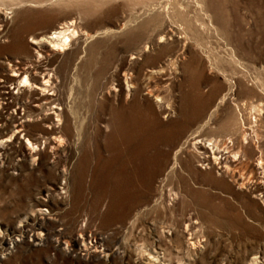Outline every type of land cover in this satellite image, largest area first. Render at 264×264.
Here are the masks:
<instances>
[{
	"label": "rangeland",
	"instance_id": "obj_1",
	"mask_svg": "<svg viewBox=\"0 0 264 264\" xmlns=\"http://www.w3.org/2000/svg\"><path fill=\"white\" fill-rule=\"evenodd\" d=\"M0 14L12 30L0 37V64L19 55L4 49L10 41L65 17L83 30L60 68L68 159L21 170L14 152L0 160V264H264L262 204L200 167L193 147L222 150L242 136L254 163L264 160V0H0ZM167 29L174 40L159 44ZM165 61L167 84L147 73ZM155 84L168 112L146 94ZM65 163L44 240L22 238ZM250 169L239 174L256 181Z\"/></svg>",
	"mask_w": 264,
	"mask_h": 264
},
{
	"label": "bare ground",
	"instance_id": "obj_2",
	"mask_svg": "<svg viewBox=\"0 0 264 264\" xmlns=\"http://www.w3.org/2000/svg\"><path fill=\"white\" fill-rule=\"evenodd\" d=\"M11 31L10 22L0 14V37L9 38ZM82 33L81 26L73 17H65L50 30L32 36L31 41L12 40L4 47L7 50H16L19 55L20 51L23 53L30 51V55L20 58L19 55L5 54L0 64V160L3 165L8 163L5 154L9 152H14L20 157L22 161L20 170L25 166L34 169L38 165L53 168L57 157L68 159L70 146L65 142V138L70 118L63 91L65 77L60 68L62 56L67 54L72 43L81 39ZM173 37L174 33L167 29L162 33L158 43L161 44L168 39L174 40ZM132 60L135 62V58ZM171 63L172 61L162 62L157 67L150 68L147 73L150 77L167 84L171 79H167L166 72L170 71ZM134 86L130 85L129 88ZM146 91L160 110L165 112L170 110L171 106L164 104V88L155 84ZM32 92L35 93L33 96ZM207 143L209 142L198 139L193 144L199 153V166L211 167L217 174L229 179L237 192L255 203H261L264 208V160L259 157L254 163L256 149L250 145L248 138L237 136L228 145L224 142L226 146L222 150L215 144L216 142L210 145ZM18 144L20 148L16 146ZM42 146L49 150L47 155L42 151ZM66 165L65 163L62 166L53 183L38 194L35 209L29 216L35 225L30 230L25 226L21 230L24 234L22 238H30L36 244L44 240L43 225L50 218L45 210L51 207L58 196V189H65L60 181L67 179ZM250 165L256 172V181H251V175L247 173L239 174L241 167L248 169ZM251 169V172L248 170L250 174ZM80 232L84 237L83 242L88 239L92 241L91 237L85 239L83 229H80ZM73 242L78 244L79 240L73 238ZM190 245L195 248L194 243L191 242ZM94 247L98 249L97 245ZM81 249L88 254L94 251L89 252L91 248L85 244Z\"/></svg>",
	"mask_w": 264,
	"mask_h": 264
}]
</instances>
